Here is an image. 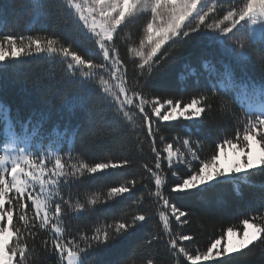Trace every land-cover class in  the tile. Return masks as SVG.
<instances>
[{"label":"snow or ice","instance_id":"snow-or-ice-1","mask_svg":"<svg viewBox=\"0 0 264 264\" xmlns=\"http://www.w3.org/2000/svg\"><path fill=\"white\" fill-rule=\"evenodd\" d=\"M32 19L51 17L53 9L63 13L66 23L77 33L71 44L53 35H0V68L18 67L33 57L61 58L66 65L62 77L64 83L76 86L82 102L92 90L102 93L115 114L130 123H135V110L151 137V152L155 154L154 167L144 165L147 176L133 178L108 188L101 195L93 193L82 203L75 204L61 195V186H70L85 174L106 173L130 166L128 159L85 163L77 160L68 163L60 155L47 151H31L34 138L39 135V126H33L29 134V122L17 121L18 129L9 123L4 129L0 149V264H28L29 247L26 241L34 236L35 229H45L51 234V247L47 251L57 256V264H91L96 252L133 235L151 219L145 212L133 214L131 219H117L114 223L96 227L91 236L85 234L67 239L62 224L64 205L74 213H82L90 206L126 198L139 187L148 191L156 205V214L169 237L167 244L175 256H182L187 264H226L224 258L231 257L256 242L264 243V213L244 218L239 228L228 227L217 238L211 240L206 250L190 252L182 246L191 236L173 234L171 218L181 226L187 213L165 195L171 184L170 194L202 193L218 184L230 183L237 195L241 186L251 182L257 171L264 172V85L255 82L236 83L228 65L224 66L218 84L225 94L239 88L247 101L243 130L233 138L225 137L216 143L215 151L201 158L199 141L176 136L183 150L164 143L161 150L156 147L160 125L176 121L196 124L205 113V94H196L188 102L182 99L162 98L144 91V83L155 78L161 62L170 54L161 49L171 41L192 43L197 38L207 37L210 44L218 45L223 51L234 54L237 60H250L241 37L247 35L255 42L256 35L264 37V0H30ZM145 18L142 34L137 43H129L127 52L133 58L138 78L129 84L127 70L121 59L116 41L129 25ZM82 38V39H81ZM129 40L131 38L129 37ZM239 49V52H237ZM101 57L102 59H96ZM186 73L181 80L196 76L195 67L185 65ZM202 70L215 71L212 62L204 60ZM143 81V82H142ZM198 82V81H197ZM0 112L7 120L8 109L0 103ZM41 147L43 145L41 144ZM54 159L51 168L47 162ZM71 155L67 160H72ZM166 161L169 175L162 168ZM193 162H197L194 166ZM187 171L178 174L179 166ZM147 181L154 183L155 190L148 188ZM215 182V183H213ZM30 202V203H28ZM143 204V196L135 201ZM261 206L264 207V201ZM15 213V222H14ZM81 242L84 246L81 247ZM45 241V245H47ZM147 264H153L151 259Z\"/></svg>","mask_w":264,"mask_h":264},{"label":"trees","instance_id":"trees-1","mask_svg":"<svg viewBox=\"0 0 264 264\" xmlns=\"http://www.w3.org/2000/svg\"><path fill=\"white\" fill-rule=\"evenodd\" d=\"M30 0H0V35H53L71 44L77 33L66 23L63 13L53 9L51 17L32 19ZM145 18L138 19L129 25L121 34L116 45L121 59L126 65L128 82L134 85L138 78L133 58L127 52L129 43H137ZM129 37L131 40H129ZM82 39V38H81ZM245 49L250 53V60H237L234 54L223 51L218 45L210 44L207 37L201 36L192 43L169 41L159 55L167 51L170 55L161 62L162 66L154 79L144 83V91L162 98L182 99L188 102L193 95L205 94L206 111L200 121L192 124L189 121H176L172 124L162 123L156 137V147L161 150L164 143H172L174 149L183 150V145L175 141L176 136L199 141V155L209 157L216 148V143L225 137L233 138L237 131L243 130L246 118L247 101L243 93L233 88L227 94L219 88H212L222 78L224 66L228 65L236 83L255 82L264 85V37L255 38L247 35L241 37ZM239 52V49H237ZM96 59H102L96 57ZM212 62L215 71L202 70V62ZM185 65L197 69L196 76L181 80L186 73ZM66 65L61 58L48 59L33 57L18 67L0 68V103L7 109V120L0 112V149L4 139V129L11 123L18 129L17 121L29 122V134L33 126H39V135L34 138L31 151L59 152L68 163L82 160L85 163L104 162L109 159L132 161L130 166L109 170L94 175L85 174L70 186H61V195L65 200L75 204L84 202L93 193L103 195L108 188L133 178L147 176L144 165L154 167L155 154L151 152V137L147 128L135 110L133 126L115 114L114 109L101 99L102 93L92 90L81 102L76 86L64 83ZM198 81V82H197ZM165 137L161 143L159 136ZM41 144L43 147H41ZM73 157L68 161V156ZM51 168L54 159L47 162ZM196 166L197 162H193ZM162 168L169 175L166 161ZM182 175L187 169L181 165L178 169ZM252 183L241 186L237 195L235 186L230 183L218 184L202 193L190 195L170 194L166 186L165 195H170L173 203L187 215L181 226L171 218L173 234L191 236L190 241L178 242L190 252L204 251L212 239L217 238L228 227L242 229L240 221L253 215L264 213L261 206L264 201V172L257 171L250 177ZM148 188L155 190L154 183L147 181ZM215 183V182H213ZM143 196V204L134 203ZM30 203V202H28ZM62 224L67 239L82 234L92 235L96 227L114 223L117 219H131L133 214L145 212L151 219L143 224L133 235L116 243L99 249L91 258V264H187L182 256H175L167 244L168 236L156 214V205L143 187L127 194L126 198L108 201L90 206L82 213H74L64 205ZM15 222V213H14ZM35 235L26 241L29 247L28 264H57V256L47 251L51 247V234L38 226ZM47 241V245H45ZM84 244L81 242V247ZM226 264H264V243L256 242L239 253L224 258Z\"/></svg>","mask_w":264,"mask_h":264},{"label":"rangeland","instance_id":"rangeland-1","mask_svg":"<svg viewBox=\"0 0 264 264\" xmlns=\"http://www.w3.org/2000/svg\"><path fill=\"white\" fill-rule=\"evenodd\" d=\"M256 38H261V36L259 34L256 35ZM242 231V229H240Z\"/></svg>","mask_w":264,"mask_h":264}]
</instances>
